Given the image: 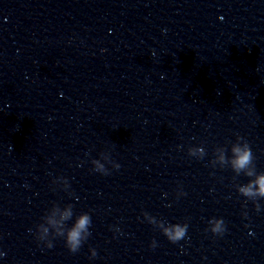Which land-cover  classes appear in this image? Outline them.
I'll return each mask as SVG.
<instances>
[{"label": "clouds", "instance_id": "obj_1", "mask_svg": "<svg viewBox=\"0 0 264 264\" xmlns=\"http://www.w3.org/2000/svg\"><path fill=\"white\" fill-rule=\"evenodd\" d=\"M231 155H228V153ZM188 155L202 160L206 155L203 146H194L188 148ZM111 164L113 168L119 169L121 166L111 160L109 154L100 153L99 159H92V171L108 175L109 170L106 167ZM212 167L219 165L221 168L230 167L235 176L243 174L249 178L247 183L236 184V191L246 198L247 201H252L257 212L261 210L259 201L264 199V171H257L255 164V156L252 148L247 140L242 136L237 135L235 142H231L230 148L227 146H218L214 149V159L210 161ZM235 178V177H234ZM58 181L63 182V190L68 191L70 184L66 177H56L52 183L57 185ZM69 195L71 193L69 192ZM179 195H185L181 192ZM72 204L61 206L59 203L53 202L51 207L41 217V222L35 226V236L37 241L43 242L45 247L52 248L53 239L63 238L65 247L70 253H77L84 242L90 237L89 231L92 225V219L89 213L83 212L75 216L74 222L69 226L68 221L73 219L74 211ZM145 219L156 228L171 242L177 243L184 239L187 235L188 223H169L164 220H157L155 217L149 215L147 212L143 213ZM247 214L245 213V216ZM208 228L213 235H223L226 231V225L223 218L213 217L208 220ZM31 232L32 229H29ZM115 231L119 232L118 228ZM156 242L153 241L151 247H155ZM91 256L97 255L94 249H91Z\"/></svg>", "mask_w": 264, "mask_h": 264}]
</instances>
